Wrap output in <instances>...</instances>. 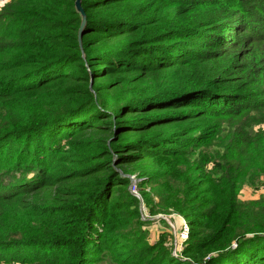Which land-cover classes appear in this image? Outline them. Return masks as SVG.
<instances>
[{
	"label": "trees",
	"instance_id": "trees-1",
	"mask_svg": "<svg viewBox=\"0 0 264 264\" xmlns=\"http://www.w3.org/2000/svg\"><path fill=\"white\" fill-rule=\"evenodd\" d=\"M75 2L0 11V262L264 264V197H238L264 175V6Z\"/></svg>",
	"mask_w": 264,
	"mask_h": 264
},
{
	"label": "rangeland",
	"instance_id": "rangeland-1",
	"mask_svg": "<svg viewBox=\"0 0 264 264\" xmlns=\"http://www.w3.org/2000/svg\"><path fill=\"white\" fill-rule=\"evenodd\" d=\"M11 0H0V11L3 8V6L8 3ZM249 8H251L255 13H258V11L262 10L259 9L257 6V3L260 5L262 4L264 6L263 0H246L245 2ZM259 28V26H256V30ZM262 129L264 131V126H258L256 131L259 129ZM212 145V144H211ZM217 150V147L212 146V148H208L207 151L203 149L201 150V155L203 157H206V162L210 160L211 155ZM137 171L135 169L131 170V175L130 176H137ZM139 181V180H137ZM239 199L241 202H249L252 200H257L261 197H264V175L261 174H251L245 183L240 188ZM152 220H156L152 222L150 226H148V230L146 231V237L147 240L150 242H155L159 238H161L163 235H166L169 237L171 240L170 243L168 244L172 254L176 257L181 256L182 252V247L183 243L180 241L182 240V231L184 229L183 227V219H179L176 217L174 214H159V216H154L151 217ZM163 219V221H160L158 219ZM180 234V235H179ZM148 243L147 241H139L138 246L140 247L141 245ZM149 244V243H148ZM102 257L100 258L98 264H115L112 262L111 256L108 255H113L110 251L106 252V254H101ZM107 255V256H105ZM27 257V259H32L33 255H24ZM49 256V255H46ZM0 264H22L20 262L12 261V262H3L1 261Z\"/></svg>",
	"mask_w": 264,
	"mask_h": 264
},
{
	"label": "built area",
	"instance_id": "built-area-1",
	"mask_svg": "<svg viewBox=\"0 0 264 264\" xmlns=\"http://www.w3.org/2000/svg\"><path fill=\"white\" fill-rule=\"evenodd\" d=\"M137 180H139V179H137L135 176L133 177V180H131V184H130V186H129V190L131 191V193L133 194V195H135V196H137L138 198L139 197H141V195L138 193V189H137ZM140 199V198H139ZM140 208H141V212H142V217H143V219H152V218H150L148 215H147V213H146V211L144 210V204H143V201H142V203H141V205H140ZM159 216V215H158ZM183 227H184V229H183V231H182V235H181V237H182V240H180L181 242L183 241V240H186L187 239V237H188V234H189V226H188V224H187V222L183 219ZM180 235V234H179Z\"/></svg>",
	"mask_w": 264,
	"mask_h": 264
},
{
	"label": "water",
	"instance_id": "water-1",
	"mask_svg": "<svg viewBox=\"0 0 264 264\" xmlns=\"http://www.w3.org/2000/svg\"><path fill=\"white\" fill-rule=\"evenodd\" d=\"M75 5H76L77 12L80 15H82V17L84 18L85 16H84V11H83V8H82V5H81V0H76ZM128 176L130 177L131 180H133V176H130V175H128ZM139 198H140V201L142 203V198L141 197H139Z\"/></svg>",
	"mask_w": 264,
	"mask_h": 264
}]
</instances>
